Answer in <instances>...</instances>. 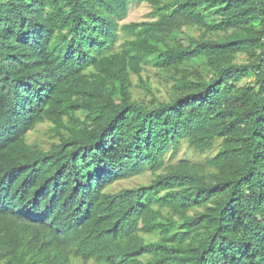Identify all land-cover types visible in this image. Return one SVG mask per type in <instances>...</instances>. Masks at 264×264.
<instances>
[{
	"label": "trees",
	"instance_id": "1",
	"mask_svg": "<svg viewBox=\"0 0 264 264\" xmlns=\"http://www.w3.org/2000/svg\"><path fill=\"white\" fill-rule=\"evenodd\" d=\"M0 264H264V0H0Z\"/></svg>",
	"mask_w": 264,
	"mask_h": 264
},
{
	"label": "rangeland",
	"instance_id": "2",
	"mask_svg": "<svg viewBox=\"0 0 264 264\" xmlns=\"http://www.w3.org/2000/svg\"><path fill=\"white\" fill-rule=\"evenodd\" d=\"M150 7L146 4H135L131 3L129 6L127 17L120 23V24H127L130 22H141V21H149ZM245 57L243 55H239L237 57V62H244ZM149 76V79L154 86L159 85V81L157 77L154 75V70L151 69L147 73L143 74V77ZM133 82H135V78H133ZM244 81L240 82L239 85H242ZM160 95L164 94V88L160 87ZM134 94H142V92L138 88L133 89ZM55 139L51 138V133L49 132V125L48 124H41L39 125L34 131L28 133L27 135V142L29 144H36L42 149H47ZM218 144V143H217ZM217 144L215 149L211 152H207L204 155H200L197 152H194L190 149L185 142H182L178 154L175 158L169 160L170 154L167 153L165 156L166 162L175 163L179 160H189L194 163H203L207 157H211L217 151ZM152 179L151 174L148 171L143 172L139 176L132 177L126 180H121L115 182L109 187L110 192H117L124 188H132L136 186L146 185Z\"/></svg>",
	"mask_w": 264,
	"mask_h": 264
}]
</instances>
